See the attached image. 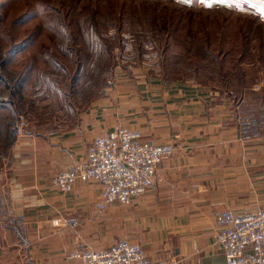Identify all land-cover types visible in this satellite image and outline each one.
Wrapping results in <instances>:
<instances>
[{"label":"crops","instance_id":"0c3cea01","mask_svg":"<svg viewBox=\"0 0 264 264\" xmlns=\"http://www.w3.org/2000/svg\"><path fill=\"white\" fill-rule=\"evenodd\" d=\"M190 5L192 0H176ZM199 7L237 9L264 21V0H197ZM117 72L79 122L58 133L26 134L11 144L0 183V264H81L72 254L127 240L145 259L225 264L216 217L264 207V136L244 139L230 97L192 81H169L142 70ZM115 125L142 141L171 144L150 190L130 207L97 208L101 184L52 185L62 170L84 162L98 136ZM76 219L72 231L64 222Z\"/></svg>","mask_w":264,"mask_h":264},{"label":"rangeland","instance_id":"374dc122","mask_svg":"<svg viewBox=\"0 0 264 264\" xmlns=\"http://www.w3.org/2000/svg\"><path fill=\"white\" fill-rule=\"evenodd\" d=\"M93 16L105 28L98 60L77 26ZM136 70L216 89L231 98L240 127L256 121L264 136L259 17L197 0H0V77L10 81L0 78L1 185L17 129L21 136L68 130L118 71Z\"/></svg>","mask_w":264,"mask_h":264},{"label":"built area","instance_id":"2783aa9c","mask_svg":"<svg viewBox=\"0 0 264 264\" xmlns=\"http://www.w3.org/2000/svg\"><path fill=\"white\" fill-rule=\"evenodd\" d=\"M16 134L20 137L21 129ZM174 153L175 147L171 144L144 142L139 131L115 125L109 133L94 139L82 164L59 171L52 178V185L69 193L78 182L96 181L101 184L98 209L112 204L130 207L150 190L160 161ZM216 221L219 228L216 240L223 249L225 264H264V207L239 215L223 211ZM64 224L73 231L78 221L69 219ZM72 258L81 264L179 263L148 261L142 247L127 240L105 250H79Z\"/></svg>","mask_w":264,"mask_h":264},{"label":"trees","instance_id":"16d2710c","mask_svg":"<svg viewBox=\"0 0 264 264\" xmlns=\"http://www.w3.org/2000/svg\"><path fill=\"white\" fill-rule=\"evenodd\" d=\"M128 21L130 20L128 19ZM129 25H130V22H129ZM77 26H79V28L82 30L85 29L86 35H87L86 37L89 40V45L92 46L90 47V50L93 51L95 48H97L99 46L98 44L100 43V41H102V38L100 35L103 33V30L105 29L104 25L99 21V19L95 18L94 16L93 18L88 17V19L80 18L77 20ZM245 48L246 47L244 45L241 46L242 51ZM94 53L96 54V56H94L95 60H98V56L100 55V52L97 49H95ZM80 63L84 64L85 62L80 60ZM0 78H2L6 83L10 82L5 75ZM241 135L244 139H257V138L262 137L261 134L259 133L258 125L256 121H253L250 126L243 127L242 125ZM2 205H3V202L0 198V216L4 214L1 211Z\"/></svg>","mask_w":264,"mask_h":264}]
</instances>
